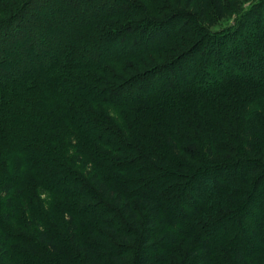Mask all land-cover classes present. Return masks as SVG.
<instances>
[{
  "label": "trees",
  "instance_id": "1",
  "mask_svg": "<svg viewBox=\"0 0 264 264\" xmlns=\"http://www.w3.org/2000/svg\"><path fill=\"white\" fill-rule=\"evenodd\" d=\"M147 1L0 0V264H264V0Z\"/></svg>",
  "mask_w": 264,
  "mask_h": 264
},
{
  "label": "rangeland",
  "instance_id": "2",
  "mask_svg": "<svg viewBox=\"0 0 264 264\" xmlns=\"http://www.w3.org/2000/svg\"><path fill=\"white\" fill-rule=\"evenodd\" d=\"M74 3L76 2V0H72ZM94 1V6L93 4L91 3L89 5V3L85 6V8H79V12H76L77 9H73L71 8L69 5L67 6H63L60 4V2H56V6H57V12L58 11H61V12H64V15L66 16L67 15V18H71L72 20H74L76 23L82 21V20H86L88 17H90L89 13L91 12L90 9H98L99 7H101L100 3L102 4L103 1L105 0H93ZM152 3H154V8L152 7V12L149 11V15L150 16H153V17H157V18H163L164 16H167L168 14H170V11L171 10H174L175 8H178L177 7V0H169V1H165L163 2V4H160V8H159V5H157L156 1L157 0H150ZM253 1H260V0H236V7L233 5L234 2L231 3V1L229 0H222V2L225 4V7H229V9L227 10V14L224 16V17H221V18H216L214 20V23L212 24L211 26V29L212 31H217L219 29H222V28H225L233 19L234 15L232 14L234 11L232 10L233 7L238 8L240 7L241 5L243 6L242 8H247ZM139 2L141 3V5L143 7H146L150 10L151 8V5L149 7V2L147 0H139ZM169 3V4H168ZM174 5V6H173ZM184 6V4H183ZM145 8V9H146ZM159 8V9H157ZM183 8V7H182ZM56 9V8H55ZM164 9V10H163ZM39 10V9H38ZM38 10H33L32 8H26L23 13H24V16L25 17V20H28V21H31L32 17L34 15H37V12ZM52 13L54 14V12L52 11ZM51 13V14H52ZM29 16V18H27ZM52 17V16H51ZM56 18V15H53V19ZM29 23V22H27ZM73 25H75V23L73 22V24H67L66 26H62V28H65L62 29L64 30L65 32H68L69 34H74L73 33ZM264 26L262 25L261 28H263ZM10 28V27H9ZM8 28V29H9ZM56 28H61V26L59 25L58 27ZM61 29H59V31L57 30V33L60 32ZM75 38H74V45L78 46V47H86V50L88 48V50H91V51H94L96 48L93 46V44H91V42L88 40V39H84L82 38L81 36H79V34L77 32H75L74 34ZM253 44V43H251ZM67 48H72V46L70 45H67L66 46V49L63 50V52L67 51L68 52V49ZM13 52H10V55H6L5 58L4 56H2L3 58V62L5 63L6 61L8 62V67H4L2 70H6V71H10V70H15V68L20 72V71H23L22 69V65H18L16 62H17V59L19 57H21L20 55V51L18 49H14L12 50ZM42 54V53H41ZM49 54V52H48ZM81 55V54H80ZM45 54H42V57H41V60L43 59L44 60V57ZM37 60V59H36ZM146 60V59H144ZM152 60L153 62H155L156 64L160 63L161 62V59L159 58H156V57H152ZM31 66V67H30ZM30 66H25V71L27 74H30L29 72H32L31 69H33V66H35L33 63L30 65ZM12 70V71H13ZM37 71H41V68L39 67ZM94 107V106H93ZM96 109V107H94ZM109 113H113L112 111H110ZM112 120H115L114 118H112ZM118 120V119H116ZM79 168V167H78ZM72 169H75L74 167H72ZM80 170V168H79ZM81 171V170H80ZM67 176V175H66ZM88 177V175H86ZM212 185V184H210ZM46 199L47 196H43L42 198ZM261 217V212L259 213H254L251 217L250 216H247V218H252V221H255V220H259ZM263 223V222H262ZM251 225V224H250ZM29 229L31 228V226L28 227ZM237 228V227H236ZM23 229L20 228V226L18 225V229H16V231H14V233L16 235L14 236H18L20 235V237L18 236V238L16 239H12L10 238L9 240L6 241V244H7V247L4 246L2 251L6 252V264H9V262L11 261V263H18V264H24V260H23V254H25L26 252L28 253H31L34 254V255H37L35 253H37V250L35 249V245L32 246H27L28 243H25L24 241L25 240H29V239H33L32 236H29L27 235V233H30L29 231H22ZM12 232V231H11ZM31 234V233H30ZM23 235V236H22ZM188 242L186 243H181L180 244V248H184L186 245H187ZM19 260V261H18ZM17 261V262H16Z\"/></svg>",
  "mask_w": 264,
  "mask_h": 264
}]
</instances>
